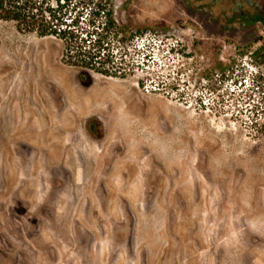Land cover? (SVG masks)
<instances>
[{
	"label": "rangeland",
	"instance_id": "374dc122",
	"mask_svg": "<svg viewBox=\"0 0 264 264\" xmlns=\"http://www.w3.org/2000/svg\"><path fill=\"white\" fill-rule=\"evenodd\" d=\"M111 2L145 29L125 78L0 19V263L264 264V26Z\"/></svg>",
	"mask_w": 264,
	"mask_h": 264
},
{
	"label": "trees",
	"instance_id": "16d2710c",
	"mask_svg": "<svg viewBox=\"0 0 264 264\" xmlns=\"http://www.w3.org/2000/svg\"><path fill=\"white\" fill-rule=\"evenodd\" d=\"M0 19L62 42L67 60L86 77H127L135 66L130 41L145 34L118 23L111 0H0Z\"/></svg>",
	"mask_w": 264,
	"mask_h": 264
},
{
	"label": "flooded vegetation",
	"instance_id": "af4514ba",
	"mask_svg": "<svg viewBox=\"0 0 264 264\" xmlns=\"http://www.w3.org/2000/svg\"><path fill=\"white\" fill-rule=\"evenodd\" d=\"M207 4L209 5L210 9H214L222 5L227 6L226 15H228V25L243 24L246 26H255L256 24L260 23L264 26V0H209ZM84 77L86 78L85 75H82V79H84ZM98 110L100 113L103 112L101 114L108 115V113L110 114V110H112V108H108V113H106L104 109L101 108ZM99 112L96 114H99ZM99 122L102 124L101 121ZM97 124V121H93V123L90 125V131L94 134L98 133L99 131V126H97ZM2 264L20 263L17 262Z\"/></svg>",
	"mask_w": 264,
	"mask_h": 264
},
{
	"label": "bare ground",
	"instance_id": "6f19581e",
	"mask_svg": "<svg viewBox=\"0 0 264 264\" xmlns=\"http://www.w3.org/2000/svg\"><path fill=\"white\" fill-rule=\"evenodd\" d=\"M30 45V44H29ZM31 46V45H30ZM35 47V46H34ZM32 49V48H31ZM25 50V49H24ZM4 52H6V53H8L9 54V58H8V61H9V66H11V65H14L15 67H18L19 66V61H18V59L19 58H21V48H15V47H13L12 46V44H11V47H10V49L9 48H6L5 50H4ZM34 52V51H33ZM35 53V52H34ZM34 53H32V54H34ZM1 54L2 53H0V56H1ZM1 58H2V56H1ZM3 59V58H2ZM33 60V59H32ZM8 61H4L3 60V62H4V64H2V69L4 70V69H6V68H8ZM29 64V63H28ZM27 64V65H28ZM34 65H36V64H34ZM37 68V67H36ZM22 73V72H21ZM27 74V73H26Z\"/></svg>",
	"mask_w": 264,
	"mask_h": 264
}]
</instances>
